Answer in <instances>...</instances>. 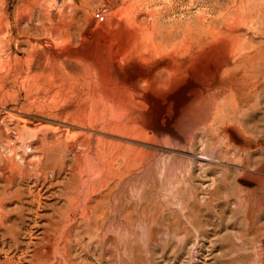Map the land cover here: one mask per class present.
Returning a JSON list of instances; mask_svg holds the SVG:
<instances>
[{"label":"rangeland","instance_id":"rangeland-1","mask_svg":"<svg viewBox=\"0 0 264 264\" xmlns=\"http://www.w3.org/2000/svg\"><path fill=\"white\" fill-rule=\"evenodd\" d=\"M68 1L88 7L89 26L119 5L0 0L3 54L21 58L22 73L29 62L36 72L53 66L82 92L105 89L99 64L106 63L108 82L131 97L137 84L161 88L162 112L150 136L139 123L137 137L90 130L68 123V114L61 118L60 106L40 115L33 100L42 95L43 79L23 88L6 77L0 84V264H264V0H202L178 23L157 21L165 45L185 35L197 39L203 26L195 14L202 4L213 6L218 41L198 55L214 51V64L187 76L193 57L176 56L172 68L151 71L168 57L153 54L136 77L128 68L138 66L142 44L122 66L110 54L115 45L94 36L74 50L88 59L54 62L36 52L34 43L52 30L47 16ZM73 19L86 36L80 10ZM30 52H36L31 60ZM173 93L183 96L179 103ZM107 100L109 121L113 101Z\"/></svg>","mask_w":264,"mask_h":264},{"label":"bare ground","instance_id":"bare-ground-1","mask_svg":"<svg viewBox=\"0 0 264 264\" xmlns=\"http://www.w3.org/2000/svg\"><path fill=\"white\" fill-rule=\"evenodd\" d=\"M116 1L119 2V5H116L117 8L111 11L109 16L107 15L106 20L94 21L91 26H89V21H92L93 18L89 13V9H87L88 7L79 8L80 6L77 7L73 3V1L63 3L62 9H60L59 12H51L47 16V19L51 21L52 30L45 37L37 39V42L33 45L34 49H36V52H39L40 55L46 58H50L54 62H63L64 59L68 58H74L76 60L83 58L88 59V57H85L82 50L74 51L75 49H77L76 45H78L79 43L81 45L86 44L88 39H91L92 36L97 38L100 37L99 39L105 38L110 44H113V46L115 45L114 50H111L110 54L113 57V60L116 61L117 65L122 66L125 61H128L130 59V55L134 51L133 48L137 44H142V47H145V54H142V56H138V66L134 65L128 68L130 70L129 72H131V75H133L134 77L143 73L140 65L147 63L150 59V55L153 54L154 57L161 54L168 57L162 60L155 59L157 61L153 63V66L150 65L151 71L160 65H166L168 66V68H172L173 58L176 56L193 57L192 59L194 60V62L187 68V76L196 74L197 70H199V67L197 68L198 65L210 66L214 64V56H216L214 51H210L207 57L200 58L198 55L202 47H204L205 45L206 47L207 45H210V47L212 48L218 41L219 34L215 25L213 6L207 5V7H203L202 4V7H200L195 14V20L203 26V29L198 32L197 39H192L185 35V37H183L180 41H177L172 45H165L164 42L166 40V37H164L165 35H161L156 26V22L164 21L167 18L178 23L189 16V10L191 9L192 5L202 0ZM78 10H80L81 15L86 18V21L82 23H85L87 25L89 24V29L85 33L86 36L81 35L80 33H78V30H76L77 22L73 19V12ZM4 19H6V17ZM6 35L7 34H4V36L2 37H5ZM2 37H0V42L5 39H2ZM5 43L2 45H5ZM32 51L34 50L32 49ZM72 51L76 53H73ZM12 52L13 51L7 53L6 56L0 50V59L2 58L5 60L4 63L0 62V84L6 77H13L16 83H21L23 88H25L26 84H30L32 81L37 82L39 79H43L44 85H38V90L43 87L42 95H40L38 92L37 96L33 100L34 102L38 103L36 108L39 111L40 115H50V112L56 111L58 109L57 107L60 106V109L57 111L58 114L61 115L60 117L63 118L62 116L68 114L69 117L67 118V122L80 126L82 128L111 132L113 134H120L127 137H137L136 130L138 128L137 123H139L142 126L140 128L145 133V135L150 136L148 134H153L155 132L157 121L159 120V116L162 112V107L159 102L160 100L158 99V92L161 91V88L159 89L156 86H150V84H147L146 86H144V89H142L140 84H137V94L135 98L131 97V95L123 90H120L115 84L114 86H112V84L108 82L106 78L108 74L104 68L105 66L108 67V64L105 63L103 65L100 62V64H98L103 72V80L106 84L104 87L105 89L99 92L93 86L91 90H89V88L87 89V91L83 89V92L79 89V91H76L75 83H70L67 77L62 76V71L61 73H59L53 66H51L48 70L42 69L41 71L36 72L31 67L32 63L29 62L28 67L26 66L27 69L22 73L21 71H19L18 67L20 65L21 58L16 55H12ZM36 52L28 53V59L31 60V58H35ZM215 66L217 65L215 64ZM150 73L151 72L146 74ZM89 79L92 80V78ZM240 83L243 82H241L240 80ZM80 93L85 95L84 99H80ZM174 95L173 96L175 103H179L183 98V96H181L180 94ZM104 99L113 101L110 102L109 109L112 114L108 119L109 121H106V117L104 115V105L108 104V102H103ZM99 101H102V103L104 104H100V109L94 111L95 109L93 110V106ZM139 109L140 111H142V113L139 111ZM112 115H116L117 117L112 118ZM163 122L165 123V120ZM92 136L90 138H92Z\"/></svg>","mask_w":264,"mask_h":264}]
</instances>
